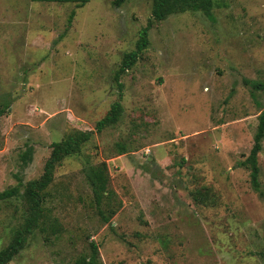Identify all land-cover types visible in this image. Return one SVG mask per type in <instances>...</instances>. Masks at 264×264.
<instances>
[{
  "label": "rangeland",
  "instance_id": "374dc122",
  "mask_svg": "<svg viewBox=\"0 0 264 264\" xmlns=\"http://www.w3.org/2000/svg\"><path fill=\"white\" fill-rule=\"evenodd\" d=\"M214 1L211 18L153 21V0H0V193L18 190L0 201V251L50 144L91 132L55 167L44 229L8 264H85L91 244L99 264H264V136L257 190L244 164L264 110L250 86L264 82V0ZM116 102V123L97 132ZM102 163L107 222L85 178Z\"/></svg>",
  "mask_w": 264,
  "mask_h": 264
},
{
  "label": "trees",
  "instance_id": "16d2710c",
  "mask_svg": "<svg viewBox=\"0 0 264 264\" xmlns=\"http://www.w3.org/2000/svg\"><path fill=\"white\" fill-rule=\"evenodd\" d=\"M31 2L42 3H73L77 8L84 6L89 0H30ZM215 5L214 0H153L151 10V20L162 21L168 16L184 13V12H202L208 18H211V10ZM73 14H71L72 18ZM69 18V23L71 21ZM151 26V21L148 25L142 29L139 40L136 43V49L128 54H125L120 64L118 71L115 74V81L119 88L118 78L121 74L126 72L137 60L140 53L147 46V31ZM251 88L254 91H264V82H251ZM4 107L0 109V115L5 112ZM121 113V105L119 102L114 103L111 106L110 111L100 121L96 123L95 130L100 132L103 128L116 123ZM91 132H76L71 135L65 136L59 142H53L50 144V155L45 162L43 168V174L38 180L29 181L23 188L21 198L27 205V216L24 219L22 226L14 231L13 237L7 247L0 251V264H8L12 259L24 248L27 238L38 228L44 229L43 225L46 220L44 212L47 211L46 202L50 197L49 191H47L49 185L53 181V173L55 167L58 166L63 159L79 152L81 145L89 140ZM264 136V110L258 116V124L256 133L254 136V143L250 150V153L245 160L244 164L249 166L251 185L254 190L259 187L258 175V154L260 152V141ZM29 153H23V161L30 160ZM85 178L92 189L94 203L98 209V213L104 222L108 221V218L103 212L102 204L108 201L111 192L108 191V174L106 172L105 164H99L90 167L85 172ZM18 195L16 188H11L0 193V201H7ZM106 207H109L107 204ZM112 213V212H111ZM91 255L85 264H99L96 260L97 249L94 244L90 245Z\"/></svg>",
  "mask_w": 264,
  "mask_h": 264
}]
</instances>
